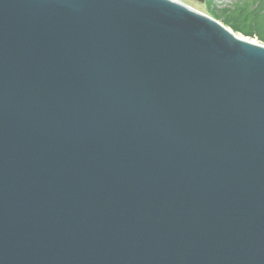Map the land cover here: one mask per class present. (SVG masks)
I'll list each match as a JSON object with an SVG mask.
<instances>
[{
	"label": "water",
	"instance_id": "obj_1",
	"mask_svg": "<svg viewBox=\"0 0 264 264\" xmlns=\"http://www.w3.org/2000/svg\"><path fill=\"white\" fill-rule=\"evenodd\" d=\"M0 264H264V45L174 0H0Z\"/></svg>",
	"mask_w": 264,
	"mask_h": 264
},
{
	"label": "rangeland",
	"instance_id": "obj_2",
	"mask_svg": "<svg viewBox=\"0 0 264 264\" xmlns=\"http://www.w3.org/2000/svg\"><path fill=\"white\" fill-rule=\"evenodd\" d=\"M264 45V0H175Z\"/></svg>",
	"mask_w": 264,
	"mask_h": 264
},
{
	"label": "bare ground",
	"instance_id": "obj_3",
	"mask_svg": "<svg viewBox=\"0 0 264 264\" xmlns=\"http://www.w3.org/2000/svg\"><path fill=\"white\" fill-rule=\"evenodd\" d=\"M175 1V0H174ZM178 2V1H177ZM191 9V8H190ZM193 10V9H192ZM195 11V10H194ZM197 12V11H196ZM199 13V12H198ZM231 33H233L234 34V36L237 38V39H239V40H241V41H244V42H247V43H253V44H256V45H260V43L258 42V41H256V40H254V39H250V38H248V37H244V36H241V35H237V34H235L231 29H229V28H227Z\"/></svg>",
	"mask_w": 264,
	"mask_h": 264
}]
</instances>
